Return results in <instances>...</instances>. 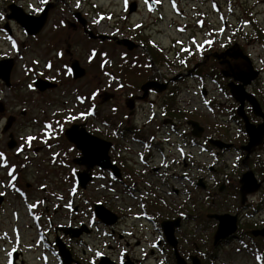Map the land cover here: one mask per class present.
Returning <instances> with one entry per match:
<instances>
[{"label":"flooded vegetation","instance_id":"af4514ba","mask_svg":"<svg viewBox=\"0 0 264 264\" xmlns=\"http://www.w3.org/2000/svg\"><path fill=\"white\" fill-rule=\"evenodd\" d=\"M142 1L148 7L150 4L151 10L157 11L160 7V3L157 0ZM261 1L264 4V0ZM131 4L136 5V11L133 13H138L140 10L139 1L128 0V10ZM88 5L89 3L86 0H47V3L44 0H0V123H2V134L5 140H8V150H13V153L22 156V152L25 149H30L29 146H23L25 140L28 139L31 142L41 140H38L35 134H33V137L28 134L22 140L19 138L25 128L45 127V124L50 125L45 120L35 119L30 113L37 106L34 105L37 98L42 99V97L58 92L65 86L64 80L77 84L85 79L90 73V69L87 65H84V61L87 60V62H91L90 64L94 65L95 75L99 78L100 86H103V88H98L95 91L98 98H101L100 106L106 107L112 101L120 103L122 106L120 108L114 107L112 109L114 115L106 118L102 113L98 112V107L93 101L88 104V95L86 97L85 94H76L78 102L81 103L77 104V111L79 112L75 115V118L69 117L70 113H68L67 121L63 123L59 117H53L51 126L53 129L56 128V132L53 133L55 134L54 137L53 135L46 137V131H44L42 136L45 141L39 143L40 146H31V149L34 150L46 148L51 144L53 148L56 146L63 148L61 152L46 156L45 164L42 161L38 162L36 164L37 172L42 173L50 168L47 167L48 165L57 164L65 168V170L68 169L69 175L74 177L75 185L80 190L77 175L88 168L85 165H81L80 163L82 162H76L82 157V152L66 137V131L69 128L73 125H79L81 128H85L89 134L110 141L113 144L110 155L113 162L120 168L119 177H116L111 170H102L99 167L91 168L89 174L92 182L88 183L87 187L97 180L107 179L109 187L116 188L118 185L119 190L120 188L125 189L126 192L129 191L131 197H135L133 191H138L135 189L137 182H132L131 179L135 174L136 164L134 168L122 167L121 160L127 159L124 156L128 153V148L126 145L118 148L119 144L117 142L107 139L104 134L105 130L121 124L120 130L109 129L111 130L110 133L116 135L119 139L126 138L143 145L147 141L140 138V134L135 130L136 126H138L137 118L139 112L145 110L142 106L143 102L149 103L150 101L155 103L157 98L163 95L175 96L178 93L180 84H186L184 89L186 91L197 88V92L205 97L213 98L217 93L221 95L224 92L229 93L232 99L229 120L233 125L232 129L238 137L237 142L228 141L224 136L211 138L232 145L229 149L215 151L217 148H212L211 145V147L207 146L210 139H203V136L200 138L195 137L190 126H182L179 123L180 120L165 117L161 121L163 126L158 131V134L159 136H174L180 142V148L176 149L181 156L178 163L182 167L179 171L175 167L174 170L176 172L171 174H169L170 166L154 169V172L156 175L160 173V175L172 176L181 181L184 186L181 191L174 188L167 179L163 181V184L166 186L167 192H172L177 197H184L191 194L193 190L197 191V189L202 188L201 183L204 178L201 176V162L196 161V159L201 156L203 149L209 154L213 152L217 158L229 155L233 167H236L237 170L236 177H233V174L230 173V175L221 173L219 171L220 165L217 164V169L210 168L213 172L211 183L212 186L215 185L217 187L218 195L223 196L226 194L227 197H232L234 201L238 198L240 202L236 206L237 209H235L234 213L215 212L210 215L230 214L237 216V231L233 234L234 237L231 236L225 240H232V243L249 240L255 246L259 245L257 238H263L260 240V242H263L264 236L254 237L252 231L263 229L264 224L252 228L247 226L245 230H240L239 226H246L244 222L248 217L254 220L252 224H256L255 220L259 219L260 210H264V207H261L262 202H258L260 206L257 209H254L251 203L256 200V196L261 191H264V140L260 146L252 149L244 163L248 152L243 147L248 145L249 135L246 131L244 120L237 114L240 104L232 97L231 89L248 83L245 85V90L256 97L261 110L260 114H256L253 105L245 101L244 112L249 123L257 127L261 124L264 125V56L260 52L255 54L256 41L252 40V38H255L262 43L258 37L264 36L261 33L264 27H259L252 20L246 21L244 25H252L256 34H245L243 42L231 40L228 38L230 34H227L226 41L221 42L220 46L215 38L200 44L195 35L193 36V33L190 38L181 39L180 44L177 43L181 48L179 51H169L168 49H161L160 46H150L149 36L147 41L138 38L137 41L134 38H129L131 36H128V34L120 32V29L115 33H106L103 30L104 24L102 22L105 14L103 15L102 11H99L97 15L90 14L91 11L86 10ZM152 5H155L156 8H151ZM95 8L97 9V7ZM231 11L233 13L232 8ZM129 14L134 15L130 13V10ZM147 30L149 31V28ZM180 33L187 35L186 28L181 29ZM125 40L129 41V44H125L123 42ZM149 46L152 47V50L154 49V57L149 51ZM262 47L264 48V44H262ZM119 49L123 51L121 59L126 57L127 52H134L139 49L145 50V59L150 60V65L147 66V69L148 71L151 70V73L147 75L142 71L138 72L136 68L131 69L120 63L116 64L115 72L106 71L103 63L115 55L114 50ZM173 61L179 63L177 65L179 72L175 74L169 72L174 68L172 65ZM162 62H165L164 66L169 68L167 73L158 69L159 64ZM74 64H78L80 69L85 70L83 77L75 78ZM131 65L135 66V64ZM19 73L25 76L26 80L19 79L17 77ZM21 81L26 83L24 87ZM39 82H47L50 85H54V87L41 91L37 86ZM149 83L153 85L150 88ZM210 87L211 89H208ZM2 89L7 91L6 97H4ZM25 90H28V93H25ZM22 95L27 96V98ZM164 101L167 102L168 99L165 98ZM139 106L142 107L140 108ZM127 109L129 110L127 111ZM182 110L177 107L172 111L180 115L183 114ZM85 112H90V116L96 117L94 123L89 122ZM11 143L13 145L12 149L9 147ZM117 148L119 150L118 153H116ZM147 155L146 159H139L138 162L140 165L147 167L144 170L149 175V149ZM187 157L190 158L186 159ZM191 158H193L192 161ZM154 159L155 157L152 158V161ZM174 162H176L175 159ZM249 170L254 173L260 188L255 193L244 195L242 193L243 185L241 180L243 175ZM12 171L15 172L16 170L12 168ZM10 175L12 176L13 174ZM219 180L222 181L219 182ZM30 186L27 183L25 187L29 190ZM205 188L207 189V185H205ZM41 189H45V187L42 186ZM21 190L23 189L19 187V194L24 200L22 202L28 209V219L32 221L36 228L38 242L43 245L38 260L41 264H63L59 249L54 243L58 236L61 237L70 253L71 262L69 264H149V240L141 241L142 235H137L135 226L138 221H142V225H145L146 234H149V225L155 227L156 231H158L159 239L153 243L154 248L157 250L161 249L163 254L167 253V251L168 253L170 252L174 264H176L173 256L174 249L167 243L161 229L163 221L160 222V226L156 225V219L149 215V203L141 214L133 213L132 211L119 214L110 207L104 206V202H98L97 204L104 206L110 213L116 215V221L109 225L95 217L94 205L96 203L91 206L88 212L83 211V208L76 203L73 197L77 191L70 194L73 198L64 205L65 209L73 213L63 214L61 217H54L53 219L48 215L49 207H41L42 203L37 198L32 200L33 202L27 201L24 198H27L25 191ZM114 194L115 201L120 199V193L114 192ZM0 195L4 196L0 209H5V206H8L6 195L3 192ZM147 197H149V187ZM189 199H191V196ZM17 211L19 212V208L14 209L15 215L6 217L8 223H13L11 228L7 229L9 231L0 229V245L2 247L0 264H32L26 253H36V250L31 247H25L23 243L26 233L21 227L22 223L16 222L21 217ZM52 212L54 215H58L59 210L54 208ZM80 214L85 216L86 222L80 221L77 223ZM186 217L176 216L167 220L180 218L182 224V221L187 219ZM42 218L48 219L49 226H47L46 230H44ZM67 218L69 220H66ZM213 221L216 222L215 230L217 231L218 222L216 220ZM25 223L24 226H26ZM66 228L73 231H81L82 234L80 236L85 233L84 237L80 239V236L76 238L66 236L61 232L62 229ZM94 233H98L96 238L93 237ZM51 234L54 235V240H51ZM75 242L78 247L74 244ZM163 244L164 247L161 248ZM213 245L217 246L214 243ZM245 246L249 245L246 244ZM150 252L155 255L154 249H151ZM187 260L190 262V258Z\"/></svg>","mask_w":264,"mask_h":264},{"label":"rangeland","instance_id":"374dc122","mask_svg":"<svg viewBox=\"0 0 264 264\" xmlns=\"http://www.w3.org/2000/svg\"><path fill=\"white\" fill-rule=\"evenodd\" d=\"M86 1L89 3L86 10L91 11L90 14L97 15L99 11H102L103 15L105 14L102 22L104 24L103 30H105L106 33H115L120 29V32L128 34V36H131L129 38H134L137 41L138 39L147 41L149 36L150 46H160L161 49H168L169 51H179L181 49L178 45L180 44V40L190 38L193 33V36L195 35L200 44L215 38L218 40L220 46V44H222L221 42L226 41L225 38L227 34H230V36H228L229 39L240 42H243L245 34H256L252 25H250L252 29L250 26L244 25L246 21L252 20L258 24L259 27H264V4H262L261 0H157L160 3V7L157 11L151 10L150 4L148 7L142 0H138L140 10L136 14L132 13L134 15L129 14L127 5L128 0ZM95 7H97V9ZM231 8L233 9V13ZM148 28L149 31L147 30ZM184 28H186L187 35L180 33V30ZM261 33L264 35L263 29ZM258 39L261 40L262 43L252 38L253 41H256L255 54L260 52L261 55L264 56V48L262 47V44H264V36L261 38L258 37ZM150 46L149 51L155 56L153 52L154 49L152 50ZM114 51L115 55L111 56L110 59H107L105 63H103L106 71L115 72L116 64L120 63L131 69L136 68L138 72L142 71L147 75L151 73V70L148 71L147 69V66L150 65V60L148 61L145 59V50L139 49L138 51L127 52L126 57L122 59L120 57L123 51L121 49ZM28 63H30V61H28ZM90 63L91 62H87V60L84 61V65H87L90 69V73L85 79L77 84L71 83L69 80H64L65 86L58 92L42 97V99L37 98L34 104L37 106L30 113L35 119L38 118L40 121L45 120L50 125L45 124V127H28L24 129V132L19 135L21 140L28 134L32 137L34 136L33 134H35L37 136L36 138L41 140L31 143H29L28 139L25 140L23 146H29L30 149H25L24 152H22V156L13 153V150H8V140H5L2 134V123H0V193L3 192V194L6 195L5 198L8 205L5 206V209H0V229L9 231L7 229L11 228L13 223H8L6 217L15 215L14 209L19 208V212H17L21 217L16 222L22 223L21 227L25 230L26 237L23 243L25 247H31L36 250L35 254H32L34 252L26 253L27 257L32 264H41L38 260L43 245L38 242L36 228L32 221L28 219L26 206L22 202L24 200H22L21 194H19V187L26 193L27 198H24L29 199L30 202H33L32 200L37 198L42 203L41 207H49L50 211L48 215L53 219L54 217L59 218L63 214L73 213L65 209L64 206L67 201L71 200L73 197L76 203L83 208L84 212H88L91 206L102 201L105 203L104 206L110 207L119 214H122V212L127 213L128 211L141 214L149 203V215L156 219V225L160 226V222L173 219L176 216H187V219L182 221L176 234L179 240V252L186 259L196 256L201 261V264H264V241L260 242L263 238H257L258 242H256L259 244L257 246L249 240L232 243V240L225 239L218 243L216 247L213 245L216 222L210 220L208 216L215 212L234 213L235 209H237L236 206H238L240 202L238 198L234 201L232 197H227L226 194L223 196L218 195L219 192L217 191V187L215 185L212 186L211 183L213 180V172L210 168L213 167L217 169V164L220 165L219 171H221V173L223 172L225 175L230 173L233 174V177H236L237 170L236 167H233L229 155H223L221 158H217L214 156L213 152L209 154L203 149L201 156L197 158L196 161L201 162V176L204 178L203 182L207 185V189L204 190L200 188L197 189V191L193 190L191 194L185 195L184 197H177L174 193L167 192V188L163 184V181L167 179L174 188L180 189L179 191H181V189L184 188L181 181L172 176L160 175V173L156 175L154 172V169L170 166L169 174H171L172 172H176V170H174L175 167L178 171L182 167V165L178 163L180 160L179 157L181 156L177 152V149L180 148V142L174 136H159L158 134V131L163 126L161 121L165 117H172L171 119L180 120L179 123H181L182 126L187 125L186 123L188 120H194L200 123L205 129L203 139L224 136L228 141L237 142L238 137L232 129L233 125L229 120L230 107H232V99L229 93L224 92L225 94L223 93L222 95L217 93L213 98L205 97L197 92V88L186 91L184 90L186 84H180L178 93L175 96L163 95L157 98L155 103L150 101L149 103L143 102L142 106L145 110L139 112L137 118L138 126L135 128L140 134V138L147 141L143 145L142 143H136L126 138L119 139L116 135L110 133L111 130L109 129L120 130L119 127L121 124H117L115 126L116 128L111 127L105 130L104 134L107 136V139L117 142L119 144L118 148L124 145L128 148V153L125 154L127 159L121 160L124 161L126 167L120 162L122 167L134 168L136 164L134 170L135 174L131 179L132 182H137L135 189L138 191H133L135 197H131L129 191L126 192L125 189L120 188L119 190L118 185L116 188L109 187V185H107V179L97 180L88 187L86 186V188H80V190H78L75 185L74 177L69 175L68 169L65 170V168L57 164L48 165L47 167L50 168L47 171L42 173L37 172L36 164L38 162L42 161V163L45 164L44 161L46 156L48 157L49 154H54L55 152H61L63 148L57 146L53 148L51 144L46 148L34 150L31 149V146H40L39 143L45 141L42 136L44 131H46V137L51 135L54 137L55 134L53 133L56 132V128L53 129L51 126L53 117H59L62 119L63 123L67 121L66 117L68 113H70L69 117L72 116V118H75V115L79 112L77 111V104L81 103L78 102L76 94H85L86 97L88 95V104L93 101L98 107V112L100 114L102 113L106 118H110V115H114L112 111L114 107L117 106L120 108L122 106L115 101L109 102L106 107L100 106L101 98H98L95 91L98 90V88H103V86H100L99 78L95 75L96 70L94 69V65ZM131 64H135V66L133 67ZM164 64L165 62L159 64L158 69L161 72L166 71L165 73H167L169 68L164 66ZM172 65L174 68L169 72L173 74L179 72L177 67L179 63L173 61ZM17 77L26 80V77L21 73H19ZM21 83L23 87L26 85V83L22 81ZM211 87L208 89H211ZM2 91L4 97H6L7 91L4 89H2ZM25 93H28V90H25ZM33 94L36 95L35 93ZM22 96L27 98L25 95ZM165 98L168 99L167 102L164 101ZM142 106L139 107L141 108ZM177 107H180L181 110L183 109V114L177 115L173 113L172 110ZM128 110L129 109H127V111ZM85 113L89 122L94 123L96 117L90 116V112ZM121 128L123 129V127ZM158 142L160 143L158 144ZM154 143H156L155 148L152 150L154 152L149 156V160L152 161L154 157L156 159L154 163L149 165L148 175L146 170H144V168L147 167L139 164V155L136 154V151L146 154L148 149L151 151L150 145L151 148H153ZM146 144L148 145L146 146ZM207 146L210 145L207 144ZM118 148L116 149V153L119 152ZM160 149L163 150V152H161ZM215 151L218 150L215 149ZM189 158L190 157H187L186 159ZM174 159L176 162H174ZM192 159L193 158H191V161ZM32 160L33 162L31 163ZM136 167L138 168L136 169ZM12 168L16 171H12ZM10 174L13 175L11 176ZM220 181L222 180H219V182ZM27 183L31 185L29 190L25 187ZM42 186H44L45 189H41ZM148 187L149 197H147ZM74 191H77V193L72 197L70 194ZM114 192L121 194L119 197L120 199L115 201ZM190 196L191 199H189ZM256 197V200L251 202L252 206L254 209H257L260 206L258 202H262L261 207L263 208L264 191H261ZM183 206L185 207L182 208ZM54 208L59 210L58 215L53 214L52 211ZM260 213L259 219L255 220L256 224H252L254 220L248 217L244 222L246 226L240 225V230H245L247 226L259 227L260 224H264V221H262L264 220V210H260ZM66 220H69V218ZM42 221L44 222V230H46L47 226H49L48 219L42 218ZM80 221L86 222V218L83 214H80L77 223ZM24 223L26 226H24ZM135 229L138 236L142 235L141 241L145 239L149 240V264H174L170 252L168 253L167 251V253L163 254L161 249L157 250L154 248L153 243L155 240L159 239L158 231H156L154 226L149 225V234H146L145 225H142V221H138ZM84 234L80 236V239L84 237ZM97 236L98 233H94L93 237L96 238ZM50 238L54 240V235L51 234ZM74 244L78 247L76 242ZM246 244L249 246L246 247ZM162 247H164V244L161 248ZM1 249L2 247L0 245V251ZM151 249L155 250V255L150 252Z\"/></svg>","mask_w":264,"mask_h":264},{"label":"water","instance_id":"95a60500","mask_svg":"<svg viewBox=\"0 0 264 264\" xmlns=\"http://www.w3.org/2000/svg\"><path fill=\"white\" fill-rule=\"evenodd\" d=\"M155 8V5L152 6ZM130 13L136 11V5L131 4L130 6ZM125 44H129V41H123ZM131 43V42H130ZM73 71L75 72V78H81L85 75V70L80 69L78 64L73 65ZM248 83L241 84L237 88L231 89L232 97L239 102L240 106L237 109V114L245 121V128L249 135V143L247 146L243 147L244 150L248 152L244 163L248 159L249 154L251 153L252 149L260 146L264 140V125L261 124L258 127L249 123L248 118L244 112V104L245 101H248L254 107V112L256 114H260V105L257 101L256 97L248 93L245 90V85ZM38 88L41 91L46 90L49 87H54V85H50L47 82H39L37 84ZM153 85L149 83V88ZM164 89V88H162ZM107 101V100H106ZM188 126H190L193 130V135L195 137H202L204 133V128L196 121L190 120L188 121ZM66 137L68 140L73 143L78 150L82 152V157L76 161L81 165L87 166V170L84 172H80L77 175L78 182L81 188H86L87 184L91 181V176L89 171L93 167H99L104 170H111L116 177L120 176V169L112 163L111 157L109 152L112 148V143L107 142L101 138H98L92 134H89L85 128H81L79 125H73L66 131ZM209 144L213 147L218 148L219 150L229 149L231 148V144L223 143L220 140L210 139ZM9 147L12 149V143L9 144ZM243 185L242 193L245 194H252L259 190L260 184L257 182L255 175L252 171H247L241 180ZM202 184V188L205 189V185ZM4 201V197L0 195V204ZM96 216L104 221L106 224H113L116 221V215H113L108 210H106L102 205H96L95 207ZM209 219L216 220L218 222L217 231L214 237V244L217 245L220 241L227 239L237 231V223L238 218L237 216H233L230 214H214L209 215ZM181 226V219L177 218L175 220H167L161 224L162 231L165 235L167 243L174 249L173 256L176 261V264H201V261L198 257L192 256L190 257V262L185 257H183L178 248V239L176 237V231ZM76 231V230H75ZM75 231L71 229H62L61 232L64 233L66 236H71L72 238L79 237L82 232ZM252 235L254 237L264 236V229L254 230L252 231ZM56 246L59 249V254L63 259V264H69L71 262L70 253L67 250L65 244L62 240L58 237L56 239Z\"/></svg>","mask_w":264,"mask_h":264},{"label":"snow or ice","instance_id":"6c2138e0","mask_svg":"<svg viewBox=\"0 0 264 264\" xmlns=\"http://www.w3.org/2000/svg\"><path fill=\"white\" fill-rule=\"evenodd\" d=\"M45 3H47V0H44ZM29 143H31V141H29Z\"/></svg>","mask_w":264,"mask_h":264},{"label":"trees","instance_id":"16d2710c","mask_svg":"<svg viewBox=\"0 0 264 264\" xmlns=\"http://www.w3.org/2000/svg\"><path fill=\"white\" fill-rule=\"evenodd\" d=\"M152 57H154V55H152ZM250 228H252V227H250ZM206 255V254H205ZM211 255V254H210Z\"/></svg>","mask_w":264,"mask_h":264}]
</instances>
